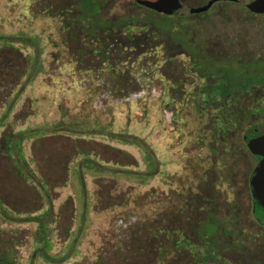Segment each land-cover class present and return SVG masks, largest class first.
I'll list each match as a JSON object with an SVG mask.
<instances>
[{
	"label": "rangeland",
	"instance_id": "obj_1",
	"mask_svg": "<svg viewBox=\"0 0 264 264\" xmlns=\"http://www.w3.org/2000/svg\"><path fill=\"white\" fill-rule=\"evenodd\" d=\"M79 1L0 0L1 204L24 219L45 212L51 201L52 214L45 217L53 243L50 254L65 258L75 245V253L63 264H253V258L264 259L257 252L238 254L240 235L231 237L226 226L221 230L229 236L214 235L226 249L210 245V238L205 244L201 229L208 215L201 192L210 191L208 197L214 198V191L195 183L202 171L200 162L206 159L204 151L223 147L219 124L231 125L235 117L203 105L199 97L194 107L191 92L203 81L193 72L188 52L171 41L177 31L184 40L207 43V50L201 45L202 50L215 55L212 59L218 64L235 75H257L264 82V16L254 17L231 5L235 15L201 20L198 27L186 26L178 18L166 21L155 16L157 25L143 18L133 23L150 29L139 45L129 43L128 49L107 45L101 50L80 22L74 24L79 13L84 16ZM104 8L107 19H117L126 15L130 4L112 0ZM11 36L40 40L44 68L29 85L28 60L34 50L12 43L7 39ZM154 39L157 45L150 43ZM175 52L184 55L170 62ZM98 56L112 60L103 63ZM178 83H184L186 93L179 91ZM253 90L257 94L264 87ZM255 96L242 95L241 103L248 107ZM58 123L70 126L72 133L60 131L22 143L30 167L47 183L49 197H44L38 182L21 170L11 147L16 139H23L20 133ZM77 126L107 127L139 137L155 151L160 173L148 184H140L135 178L95 173L97 166L92 163V172L85 170V196L77 174L83 155L134 171H145L146 156L137 146L74 131ZM228 127L230 135H240ZM209 166L205 172L211 176L217 170ZM221 189L229 198L226 185ZM238 208L236 213L244 209ZM211 209L208 214L215 219L230 214L231 208ZM37 240L36 223L14 222L0 214V264H47L33 259Z\"/></svg>",
	"mask_w": 264,
	"mask_h": 264
},
{
	"label": "flooded vegetation",
	"instance_id": "obj_2",
	"mask_svg": "<svg viewBox=\"0 0 264 264\" xmlns=\"http://www.w3.org/2000/svg\"><path fill=\"white\" fill-rule=\"evenodd\" d=\"M111 1L92 0L90 5L85 0L79 1L80 5L84 8V16L79 17L81 15L79 13L77 21H74V24L80 22L82 25L80 28L87 30L92 39L91 42L94 44L97 42L101 50H105L107 45H120L124 49H128L126 46H129V43H137L139 45L138 40L146 37L150 29L148 27L133 25V23L136 24L143 18L152 19L154 25H157L156 17H159L166 21L178 18L186 26L188 23L197 26L198 21L201 20L211 21L213 19L220 21L227 17L229 18L232 14L235 15V9L231 8V5L242 7L243 10L249 12L254 17L264 16V14H255L247 8V5L254 0H219L213 4H211L212 0H179L181 8L174 11L172 15L160 13L145 7L138 3L139 0H124L127 4H130L126 15L117 19H107L104 5L111 3ZM144 1L157 2L158 0ZM208 6L209 8L204 12L193 13L194 9ZM155 40H152L150 43L153 42V45H157L156 42L154 43ZM171 41L175 46H181V40L172 38ZM196 41L193 39L190 41L184 40L186 44H196ZM162 44L161 42L160 45ZM93 51L97 53L98 49H94ZM183 55L184 53L178 54L175 52L169 57V60L170 62H175ZM98 57L103 63L112 60L109 56L105 58L102 56ZM189 59H191L190 64L193 69L194 63L190 55ZM193 72L203 81L201 86L191 92L193 94L191 100H193L194 107L198 106L199 97L203 105L214 106L217 109L227 111V115L232 113L235 117L231 118L234 120V123L231 125H227L225 122L222 125L219 124L222 127L220 131L223 147L216 151H204L206 159L202 163L200 162L202 171L195 183H203L207 191L209 189L214 191V198L208 197L210 191L207 193L206 191L201 192V200L203 201V206L206 207L205 211L208 215L207 220L203 222L202 226L205 231L209 230V233H203L205 244H208L207 239L210 238V245L216 243L215 246L218 247L220 245V249H226L225 244L220 243L219 239L214 236L219 233L225 234L221 229L226 226L231 231V237L234 235L237 238V233L240 235L238 242L240 241L242 244L236 246L238 254L241 252L245 255H252L257 252L259 258L264 257V150L260 149L253 152L248 146L250 141L264 138V92H256L257 94H255L256 90L242 92L239 83H233L232 85V82L224 80L222 72L220 74H211L213 72L206 71L204 75H199L194 69ZM183 85L184 83H178L176 87L179 91L186 93ZM242 95H245V97L256 96L252 98L251 104H247L248 107H244L241 102L245 101V99L241 101ZM174 108H176V105ZM245 109L248 110L246 114L244 112ZM228 126H232L234 131H239L240 135H237L236 138L235 135H230L232 130ZM226 139L228 150L225 152L224 141ZM205 146L208 148L207 144ZM209 164H211L212 170H217L211 176L205 172L207 167H210ZM190 181L192 183V177ZM225 185L227 190L230 191L229 198L223 194V189H221ZM193 187L194 184L192 183L190 191ZM210 194L212 195V193ZM187 202L192 203L191 200H187ZM224 205H229L231 209L230 214L224 215L223 218L217 217L213 219V215L208 214L212 210L211 207ZM232 206L235 209H232ZM238 206L244 209L236 213L239 209ZM230 220L234 222L233 227L229 225ZM225 235L229 236V233ZM252 263L264 264V259L257 260V258H253Z\"/></svg>",
	"mask_w": 264,
	"mask_h": 264
},
{
	"label": "trees",
	"instance_id": "obj_3",
	"mask_svg": "<svg viewBox=\"0 0 264 264\" xmlns=\"http://www.w3.org/2000/svg\"><path fill=\"white\" fill-rule=\"evenodd\" d=\"M85 2L90 3L92 0H85ZM89 7V6H88ZM176 27V26H175ZM173 27V28H175ZM174 35L173 38L175 40H181V46L183 50L188 52V54L192 57L193 59V69L199 74V75H204L206 71L208 72H213L211 74H220L221 72L224 75V80L232 82L233 83H239L240 89L242 92H247L251 91L254 88L258 87H264V82H261V79L257 76H243V75H235V71L232 69H228L224 66V64H218L215 60L212 59L213 56L212 54L206 53L205 49L207 50L208 44H186L184 42V39L181 38L179 32L175 31L173 32ZM183 34V33H182ZM12 43L17 42V43H23L24 45L26 44L27 47H32L34 50V55L32 58L28 60L30 64V71L28 74L27 79V85H29L40 73L43 71V62L42 60V54L43 50L40 45V40L38 37H31V38H21L19 36H11L8 37ZM192 39V38H191ZM189 39V41L191 40ZM3 41H6L3 39ZM188 41V40H187ZM206 46L204 50H202V46ZM132 47V46H131ZM216 57V56H215ZM218 57V56H217ZM219 72V73H218ZM21 93H23V90L20 91L19 96H21ZM14 107V103L9 105L8 108V114L11 111V109ZM7 114V115H8ZM3 121V118H2ZM85 127V126H84ZM83 126H77L74 131H85L82 132L86 136H101V137H107L112 141L120 142L122 144H127V145H134L139 147L145 154L146 156V169L145 171H134V170H127L122 168L123 166H108L106 163L103 162H98L94 157H91L89 155H83L82 157V162L79 164V168L77 170V174L79 177V180L82 185L83 193L86 196L87 193V186H86V181L84 179L85 176V170H88L92 172L90 169V165L93 163L97 166L95 168V173H110L112 175H122L124 177L128 178H135L140 184H148L150 181H152L159 173H160V162L155 154V151L153 148H151L148 144L144 142V140L140 139L137 136L130 135L127 132L124 133H114L113 131L109 130L107 127H96V128H88ZM84 128V129H83ZM86 129V130H85ZM60 131L66 132V133H72L71 132V127L70 126H65L63 123H58L56 125H43L36 127L34 129L29 130L28 132H22L19 134L23 138L22 140H15L14 143L11 147V152L16 155L14 156L16 161L18 162V165L20 166L21 170L28 175V177H32L35 181L38 182L40 192L41 194L45 197L48 196V189H47V183L45 179L43 178H38L35 175V172L33 169L30 167L29 162L26 160L24 150L22 148V143L26 139H30L33 137H40L45 134H59ZM20 143V146H19ZM153 193V190L149 191L146 193L147 195H151ZM49 197V196H48ZM86 206V205H85ZM48 209L40 214H28L26 218L22 219L21 216L17 212H12L11 210L6 209L3 204L0 202V214L4 215L8 220H12L14 222H30V223H36L37 224V229L38 233L40 234V240L35 241V249L33 251V259L39 260L42 259L45 261L47 264H63L65 261L68 259V257L71 255V253H75V245L72 244L70 247V251L67 256L64 257H57L53 256L51 253L53 249V243L50 240V234H48L47 227H46V222H45V217L46 215H51L52 214V204L50 201V204L48 205ZM84 216H85V211H84ZM230 226L233 227L234 222L233 220H230L229 223ZM202 234L204 232H208L209 230H206L202 227L201 229ZM73 240H77V236L73 237Z\"/></svg>",
	"mask_w": 264,
	"mask_h": 264
},
{
	"label": "water",
	"instance_id": "obj_4",
	"mask_svg": "<svg viewBox=\"0 0 264 264\" xmlns=\"http://www.w3.org/2000/svg\"><path fill=\"white\" fill-rule=\"evenodd\" d=\"M216 1L219 0H212L211 4ZM138 3L167 15H172L174 11L181 8L179 0H158L157 2L139 0ZM208 8L209 6L205 8L194 9L193 13H201L206 11ZM247 8L255 14H264V0H254L247 5ZM248 146L253 152L259 151L260 149L264 150V138L257 141H250Z\"/></svg>",
	"mask_w": 264,
	"mask_h": 264
}]
</instances>
